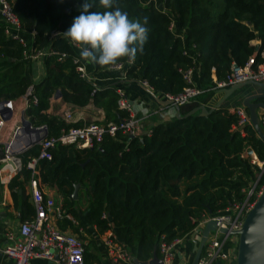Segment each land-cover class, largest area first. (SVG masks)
<instances>
[{
  "label": "trees",
  "instance_id": "16d2710c",
  "mask_svg": "<svg viewBox=\"0 0 264 264\" xmlns=\"http://www.w3.org/2000/svg\"><path fill=\"white\" fill-rule=\"evenodd\" d=\"M9 1L22 33L33 35L31 53L51 49L55 54L43 58L45 75L33 83L27 75L25 44L0 26V101L24 97L32 86L37 103L25 114L33 127L46 126L47 137L82 125L46 114L56 91L63 101L79 106L92 100L104 110V123L128 117L118 106L115 88L96 90L80 77L76 68L81 46L63 35L85 0ZM90 2L91 10L104 11L99 0ZM115 8L132 20L143 23L147 18L150 30L135 60L122 58L115 65L123 66L126 78L145 82L163 96L180 94L189 85L182 76L185 70L194 68L196 86L207 89L213 85V71L220 80L232 63L242 66L257 53L253 41L261 43L259 50L264 48V0H115L109 10ZM92 65L96 71L115 66ZM214 96V91L205 92L179 106L181 115ZM236 124V116L222 107L206 116H174L141 137L119 130L114 136L104 134L91 148L57 145L51 159L38 161V182L62 196L66 213L78 224L63 223L75 234L88 227L100 235L112 229L134 260L147 261L155 251L159 254L161 236L167 241L184 237L203 216L244 201L243 190L255 182L257 188L264 186V172L258 178L257 167L239 156L250 145L264 159V142L249 126L241 136ZM38 153L34 145L20 155L23 167L8 183L15 199L31 179L26 163ZM75 184L80 185L76 199ZM27 199L23 203L30 207ZM91 258L85 251L84 264Z\"/></svg>",
  "mask_w": 264,
  "mask_h": 264
},
{
  "label": "built area",
  "instance_id": "2783aa9c",
  "mask_svg": "<svg viewBox=\"0 0 264 264\" xmlns=\"http://www.w3.org/2000/svg\"><path fill=\"white\" fill-rule=\"evenodd\" d=\"M0 14L5 33L8 36L18 38L26 44L22 36L19 20L9 0H0ZM260 45L261 43L259 42ZM259 46L256 47L258 52L251 55L244 65L238 66L232 63L224 78L218 80L213 71V85L207 89L196 86V72L194 68L183 71L182 76L189 85L180 94H164L165 101L170 102L172 106H184L205 92L214 91L217 95L218 91L234 84L249 81L264 83V48L259 50ZM51 54H55V52L51 49H42L26 57L25 51V58L43 59ZM79 61L80 64L76 69L81 78L88 79L85 67L82 61ZM114 68L120 70L123 69V66L117 64ZM141 84L151 91L145 82ZM30 88L31 91L24 96L27 107L37 103V98L32 93V86ZM117 92L119 95L118 106L120 109L128 112L127 118L121 119L117 123L96 121L84 123L79 127H71L56 137H45L37 143L39 146L38 156L30 158L26 163V167L31 171L29 186L36 211L35 216L24 220L20 224L18 234L13 232L6 233L7 245L3 246L0 244V254L12 259L13 264H31V260L35 258L51 260L56 264H84L85 249L80 237L71 232V229L62 230L53 223L54 220H69L73 224H77V221L71 214L66 213L62 202L54 203L52 199L46 198L40 191L37 178V163L41 159H51L50 151L57 145H74L77 148H91L100 143L104 134L114 136L119 130L132 137H141L144 133L140 132V126L146 119L145 116L135 117L132 114L128 99L121 91ZM7 106L12 107L11 101H8ZM227 110L237 118V124L234 126V129L239 130L241 136L245 137L246 132L244 128L248 126L253 128L247 110L242 105L231 107ZM259 116L261 128L264 132V112H260ZM62 118L65 122H70V112H64ZM5 122L0 117V132ZM9 145L8 143L5 146L6 149L3 156L4 164L0 169V177L3 184L9 183L11 177L17 175L23 167L21 158L15 156V154L22 153V151L20 149L10 148ZM239 156L242 159H246L251 165L257 167L259 178L264 172V159L259 158L255 149L250 145H245ZM263 190L264 186L257 188L255 182L248 190H243L246 193L244 201L234 203L224 210L219 211L217 214L203 216L193 230L184 237L167 241L165 236H161L158 255L162 263L174 264L176 250L184 239L191 234L201 233V230L207 222L215 221L216 228L209 232L197 264H235L238 235L234 234V232L241 229L245 215L253 207ZM222 229H225L226 232H223ZM103 245L107 250L112 264H135L128 248L118 240L113 230L109 229L105 234Z\"/></svg>",
  "mask_w": 264,
  "mask_h": 264
},
{
  "label": "crops",
  "instance_id": "0c3cea01",
  "mask_svg": "<svg viewBox=\"0 0 264 264\" xmlns=\"http://www.w3.org/2000/svg\"><path fill=\"white\" fill-rule=\"evenodd\" d=\"M3 25L2 17L0 14V26ZM25 40L26 57L31 54L32 49V34L22 33ZM253 45L259 46L258 41H253ZM81 49H77V55L80 57ZM256 52L258 50L256 49ZM86 73L88 74V81H90L96 90H100L104 87H113L117 91H121L128 99L132 109V114L135 117H144L145 120L141 123L140 132H149L156 124L163 123L170 120L175 116L176 110L173 106L167 105L164 96L160 93H154L148 91V89L141 83L128 79L125 77L124 68L116 69L110 67L105 70L96 71L92 63H88L80 57ZM27 75L33 83H39L42 81L45 70L43 67V59H27L25 58ZM262 90H256L253 87H246L238 91L234 96L227 99L222 107L229 109L231 107L241 105V101L244 97H247L253 93H261ZM118 94V92H117ZM221 97L220 94L215 96L204 106L206 109H211L216 101ZM12 107L8 106L11 111V116L4 124L2 131L0 132V169L4 164L3 156L5 153L6 145L13 139L18 127L20 126V118L22 115L26 117L25 111L28 108L25 97L21 96L15 100H10ZM70 112V123H89L92 121L105 122L106 114L101 107L95 106L92 100H89L87 104L79 106L73 103L65 102L62 100L61 95L55 97V93L52 95L49 101V107L46 110V114L49 116H55L63 120L62 116L64 112ZM28 119V118H27ZM64 121V120H63ZM16 148H19L17 144ZM23 153V152H22ZM22 153L15 154L20 157ZM15 177V176H13ZM11 177V179L13 178ZM10 179V180H11ZM40 191L46 198H50L54 203L62 202V196L59 195L56 188L38 183ZM28 197V202L32 201L31 189L29 181L23 185V190L17 191L16 199L8 188V183L3 184L0 177V244L7 245L6 233L13 232L18 234L20 224L26 220L35 216L34 205L26 206L23 202ZM56 227L62 230L71 229L66 227L63 221H53ZM78 224V223H77ZM75 224V225H77ZM205 227V226H204ZM112 230V229H111ZM73 232V231H71ZM106 231L103 234H98L95 227H88L87 231L79 230L78 236L83 235L81 240L83 241L84 249L86 252L92 255L88 264H112L110 257L107 253L105 246L103 245V238ZM210 232V231H209ZM74 233V232H73ZM201 233H195L187 236L182 244L177 248L174 264H191L194 258V247L199 242ZM159 256V255H158ZM0 264H13V260L0 254ZM31 264H56L54 261L35 258L31 260Z\"/></svg>",
  "mask_w": 264,
  "mask_h": 264
},
{
  "label": "water",
  "instance_id": "95a60500",
  "mask_svg": "<svg viewBox=\"0 0 264 264\" xmlns=\"http://www.w3.org/2000/svg\"><path fill=\"white\" fill-rule=\"evenodd\" d=\"M246 87H253L256 90H262L261 93H253L247 97H244L241 101V105L247 110L250 121L253 127V130L264 142V132L261 128L260 123V112H264V83L256 82H246L241 84H234L228 88H225L221 91H218L217 94H220L221 97L216 101L214 106L211 109H206L204 106H199L185 115H181L180 107L174 105L176 110V118L187 117L198 113L199 115L206 116L213 112V110L222 108V104L232 96H234L238 91ZM33 89V88H32ZM31 91L29 87L27 94ZM150 92V90H148ZM60 92H55V97H59ZM8 100L0 101V117L5 121L11 116V111H9L7 106ZM167 105H172L170 102H165ZM6 115V117H5ZM48 131L46 126L33 127L29 120L25 118L24 115L20 118V126L18 127L13 139L9 143V147L13 149L16 148V145H21L20 150L22 152L26 151L30 147L37 145L39 141L47 137ZM132 137V136H131ZM79 184H75L73 191V198H77V192L79 189ZM216 228L215 221H209L206 223L205 227L201 230V236L198 243L194 247V258L191 264H197L209 231ZM223 232H226L225 229H222ZM238 235V242L236 248V258L235 264H264V190L256 200L253 207L245 215L240 230L234 232ZM135 264H163L162 260L156 253H153L152 257L147 261H138L134 260ZM220 264V263H219Z\"/></svg>",
  "mask_w": 264,
  "mask_h": 264
},
{
  "label": "clouds",
  "instance_id": "9594fccd",
  "mask_svg": "<svg viewBox=\"0 0 264 264\" xmlns=\"http://www.w3.org/2000/svg\"><path fill=\"white\" fill-rule=\"evenodd\" d=\"M115 0H99L104 11H93V4L85 0L81 14L74 18L70 28L63 32L72 42L81 46L80 57L99 66L115 65L122 58L133 62L148 40V21L132 20L119 8Z\"/></svg>",
  "mask_w": 264,
  "mask_h": 264
},
{
  "label": "bare ground",
  "instance_id": "6f19581e",
  "mask_svg": "<svg viewBox=\"0 0 264 264\" xmlns=\"http://www.w3.org/2000/svg\"><path fill=\"white\" fill-rule=\"evenodd\" d=\"M17 146V145H16ZM21 145H19V148H20Z\"/></svg>",
  "mask_w": 264,
  "mask_h": 264
}]
</instances>
